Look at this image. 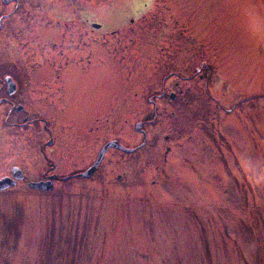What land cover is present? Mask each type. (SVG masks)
<instances>
[{"label": "rangeland", "instance_id": "374dc122", "mask_svg": "<svg viewBox=\"0 0 264 264\" xmlns=\"http://www.w3.org/2000/svg\"><path fill=\"white\" fill-rule=\"evenodd\" d=\"M89 1L102 28L86 38L88 74L67 76L65 104L70 83H83L78 112L98 114L86 126L99 129L75 141L61 104L60 117L47 116L56 143L46 155L49 135L39 128L2 136L0 179L14 167L26 178L0 192V264H264V0ZM29 18V56L15 40L13 60L37 71L53 64L45 79L27 73L36 105L34 81L60 82L75 65L46 52L69 33L53 18L42 28L37 11ZM198 68L200 81L172 73ZM139 122L147 140L135 154L110 149L88 179L29 188L53 166L62 177L89 168L107 140L140 146Z\"/></svg>", "mask_w": 264, "mask_h": 264}, {"label": "flooded vegetation", "instance_id": "af4514ba", "mask_svg": "<svg viewBox=\"0 0 264 264\" xmlns=\"http://www.w3.org/2000/svg\"><path fill=\"white\" fill-rule=\"evenodd\" d=\"M90 5L91 2L89 0H0V140L2 139V136H5V139L8 141H11L12 137L15 135H17L18 138H21L22 135H18V133H25L30 130L31 127L34 129L39 128L43 133H47L49 135L47 144H42L40 146L41 152L44 155L46 146L52 147L56 143L55 136L53 137V128L48 126L49 123L47 116L55 115L56 117H60L64 106L70 107L69 113L72 116L71 120L73 121L74 127L71 129L70 134L75 141L78 140V138L82 140L87 136V134L99 129L98 125L95 127L92 124L86 126L89 121L94 118L93 116H96L95 121H99L100 118H98V114H92L87 108H83L86 109L84 112H78L79 107L77 105V96L79 94H83L86 91L85 89L82 90L81 88L83 83L76 84L74 80L72 84L70 83L67 92L68 102L65 104V92L67 86L65 83H67V76L74 72L72 77H76L77 75L79 78L83 77L85 76L84 74L87 73L85 68L91 66V58L93 55L89 52L90 49H88L86 43V38L89 37L90 39V36L93 32V22L90 20V13H88V8H91ZM133 8L134 7L131 9ZM35 11L40 13L42 15V19H44V27L42 28H48L47 25H50V18H53L59 25V27H55H62V30L65 29V31L70 34H65L64 32L62 34L64 39L59 43H46L47 47H51L49 51H46L48 56L55 57L57 55L58 59H60L59 57H67L68 62L71 57V63L75 65L74 67H71V69L69 68V72L65 74V76L60 74L57 76L60 78V82L54 81L52 83L49 81H38L40 79H45L43 76L44 72L49 70L47 69L49 68L48 65L53 68V64L49 63L48 65L40 66L39 72L37 71L38 69H31L28 61L26 59H22L20 56L24 55L25 58L29 56L28 46L30 47L31 42H33L35 32H28L25 34L24 31L28 30L29 17ZM134 12L137 13L136 10ZM16 14H18L20 18L18 22L16 19H14ZM132 20L133 19H130L131 23H133ZM101 28L102 27H100L99 30ZM15 40L18 41L19 46L25 49L18 51L20 52V55L17 56L18 58L15 57V60H13L14 50H12V42ZM22 40L23 46L20 43ZM68 41L70 43L67 46L71 47V49H69L68 54H65L64 47ZM32 47L33 46H31V48ZM16 52L17 50L14 52V55H17ZM31 54H33V52H31ZM118 59L121 60L122 58ZM18 60H20L21 63L19 61L18 63L16 62L13 64V61ZM52 60H49V62H53ZM121 61L124 63V59ZM84 63H86V66H84ZM65 65L66 64L61 66L60 72H63L62 70L65 68ZM30 70L32 74L36 73V71L39 72L38 80L34 81L35 83H33L36 85V94L38 95L35 99L36 105L31 104L28 97L29 81L27 73ZM172 73L178 74L179 76H176L178 78L184 79V81H192L191 78L194 76V78H198L199 81L200 78H203V76L200 77L199 68L196 72L197 76H190L191 78H184L180 76L178 70H175ZM61 76L64 78L63 81H61ZM57 83H59L57 87H50L48 85ZM174 87L178 88L179 83H175ZM53 89L58 90L59 97L55 98V100L49 97L47 94L48 92L51 95ZM179 94H182L181 90H179ZM165 96L166 92L163 90L158 96V99L163 100ZM174 97V99H176L177 95L175 94ZM60 99H62V103H60ZM79 100H82V98H79ZM151 102L153 103L152 99ZM171 102H174V100ZM61 104L63 105L62 108L60 107ZM122 112L124 113L123 109H118L116 114L121 118L123 114ZM154 112V115H156L157 108H154ZM164 138L166 137L164 136ZM166 140L168 141V139ZM108 141L109 140L106 142ZM135 153L133 152L132 154ZM54 168L55 166L51 168L49 173H44L41 176L43 181L52 180L54 184L55 181L69 182L84 179L80 176V174H82L88 167L83 168L82 170L77 169L73 172V174L65 177L54 173ZM25 178L26 176L24 174V179L18 181V183L25 181Z\"/></svg>", "mask_w": 264, "mask_h": 264}, {"label": "water", "instance_id": "95a60500", "mask_svg": "<svg viewBox=\"0 0 264 264\" xmlns=\"http://www.w3.org/2000/svg\"><path fill=\"white\" fill-rule=\"evenodd\" d=\"M110 147H116L122 150H126L124 149L118 142L114 141V142H110L108 143L104 149L102 150V152L100 153L97 161L95 162V164L88 169L86 172H84L83 174H81V176L83 177H89L91 176L97 169L99 163L101 162L104 154L106 153V151L110 148ZM129 151V150H127ZM12 175L15 179L12 178H3L0 180V191L6 190L10 187H14L17 184V180H21L23 178L22 172L18 169V168H14L12 170ZM29 186L31 188H35V189H41V190H48L52 188V183L50 182H39V183H30Z\"/></svg>", "mask_w": 264, "mask_h": 264}]
</instances>
